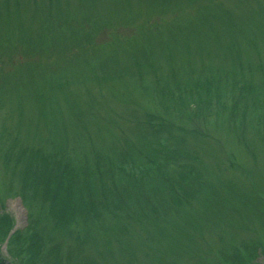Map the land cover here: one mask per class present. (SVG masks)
Returning a JSON list of instances; mask_svg holds the SVG:
<instances>
[{"label":"trees","instance_id":"obj_1","mask_svg":"<svg viewBox=\"0 0 264 264\" xmlns=\"http://www.w3.org/2000/svg\"><path fill=\"white\" fill-rule=\"evenodd\" d=\"M3 1H0L3 4L0 14L20 12L16 0ZM169 1L194 5L198 11L191 20H196L189 25L199 21L212 37L194 38L196 27L192 26L191 32L178 27L174 35L178 37L166 42L157 27L148 29L157 33L156 37L142 32L134 36L143 41L142 46H134L133 52L129 48L126 60L132 62L133 72L128 68L121 72L116 66L103 74L111 78L119 74L129 75L133 80L142 78L140 89L150 98L147 101L157 100L152 104L154 108L159 104L161 113L173 118L174 123L146 111L142 125L133 126L141 134L130 144L124 138L125 123L130 120L118 124V116L113 115V124L104 133L108 127L102 125L100 108L97 115L93 103L85 105L84 110H70L71 106L65 104L67 121L61 116H51L52 143L49 137L36 138L39 148L33 156H28L34 148L29 146L21 147L14 161L11 156L7 158L8 164L14 162L15 168L24 167L18 173V181L25 192L21 199L28 212L27 225L13 232L9 216L0 217V243L8 240L7 251L14 264H118L114 254L127 257L129 264H138L139 259L142 264H260L258 258H264V179L255 181L253 169L242 164L243 156L251 150L246 141L249 130L258 126L259 133L264 134L260 128L264 126V48L259 43V38L264 36L261 26L264 8L254 19L237 26L230 16L220 17V4L217 6L215 0ZM60 2L30 0L39 13L42 9L50 13ZM84 2L86 8L97 9L99 0ZM209 19L214 22H208ZM43 29L40 26L37 30ZM33 33L36 43L44 48L47 33ZM181 36L188 38L187 43ZM132 39L124 41L131 44ZM219 39L227 43L221 45ZM79 44L81 53L93 47L87 40ZM164 48L165 53H154ZM67 50L66 47L67 58L72 57ZM141 54L150 59H139ZM204 59L206 64L210 61L205 75L197 66ZM114 63L117 62H111ZM163 64L173 68L177 64L181 75L164 71ZM102 68L94 67L90 73L95 81L96 70ZM32 71L29 83L39 81L35 84L39 89L34 92L38 100L44 96L53 103L58 95H64L63 84H72L68 76L61 83L44 76L35 81ZM42 78L45 83L41 82ZM28 85L26 90L30 92L32 87ZM63 98L67 101V96ZM211 101L225 102L216 116L225 118V133L239 145L235 152L228 150L226 159L229 169L242 177L237 187L211 174L206 169L207 154L203 148L189 145L193 138L208 136L199 131L204 121L190 105L205 108ZM230 102L232 105L228 107ZM227 110L235 122L227 119ZM45 122L43 118L42 125ZM97 126L102 129H95ZM218 133L222 132L214 130L211 135L219 140ZM189 159L194 161L193 165H189ZM108 179L113 183L112 188L105 184ZM58 188L68 189L69 194ZM56 192L59 197L55 201L50 197ZM118 203H122L121 207ZM221 224L226 226L223 233L224 228L218 229ZM212 230L218 232L220 248L205 243L202 251L200 243ZM165 241L169 253L162 254L158 247ZM60 242L67 245L65 258L60 254ZM110 242L118 243L119 251L114 252ZM0 264H3L1 258Z\"/></svg>","mask_w":264,"mask_h":264},{"label":"rangeland","instance_id":"obj_2","mask_svg":"<svg viewBox=\"0 0 264 264\" xmlns=\"http://www.w3.org/2000/svg\"><path fill=\"white\" fill-rule=\"evenodd\" d=\"M0 1L2 2L3 0ZM11 1L14 2V0ZM60 1L58 6H53L50 13L48 11L45 12V9H42V12L39 13L34 5L30 3V0H16L17 8L20 9L19 13L11 11L10 14H0V217L9 216L12 221L11 232L23 229L27 225L28 212L21 199L25 192L22 191V185L18 181V173H22L24 167L15 168L14 162L8 164L7 158L9 156L14 161L16 152L21 147L24 149L29 146L34 148L29 151L28 156H33L34 152H36L34 150L39 148L36 138L49 137V122L53 121L50 120L51 116H61L67 121L66 110L64 109L65 104L66 107L71 106L70 110H84L85 105H91L92 103L94 107L96 105L95 112L100 115L98 110L100 108L102 125L108 127L104 133L108 132L113 124V115L118 116L116 119L118 124H122L124 120H130L131 124L125 123L126 130L124 132V138L130 144L134 143L136 137L141 134L133 126L135 124L142 125L143 120L146 118V111L151 112V114L165 116L168 120L167 122H172L173 124L174 119L169 118L165 113H161L162 109L159 104L154 108L153 105L157 103V100L156 103L152 100L151 103L148 102L150 98L145 96L140 89L142 88V78L135 77L133 80L131 76H123L122 74L113 75L114 78H111L105 77L103 73L105 71L108 73L107 69L115 70L113 68L116 66L121 68V72H123L124 68H128V70L133 72L132 62L126 60L129 48L133 52L134 46L138 48L142 46L143 41L140 38L134 39V36L142 32L149 34L151 31L148 29L152 30L157 27L161 32L160 37L165 39L166 42L178 37L174 36L178 27L188 32H191L192 26L196 27V30L200 32H194L192 36L194 38L199 36H201V39L206 36L212 37L209 30H203V25L201 26L199 21L189 25V22L196 20H191V18L196 15L195 12L198 9L194 10V5L187 4L186 1L176 3L169 0H128L129 2L122 0V4L119 6L121 0H99L97 9L93 7L86 8L84 0ZM1 2L0 11L3 10ZM214 3L217 6L220 4V17L230 16L237 26L247 20L254 19L258 13L262 12L261 9L264 8V0H215ZM10 5H12L11 2ZM83 13H86V16H81ZM95 13L97 17H95ZM208 22L214 21L209 19ZM40 26L44 29L37 30ZM261 26L264 27V25ZM111 29H114V34L111 33ZM35 30L43 34L47 33L44 38L45 50L39 42L36 43L37 39L33 33L36 32ZM252 30L254 31V28ZM150 34L153 38L157 35V33ZM249 35L247 36L249 37ZM37 37L39 36L37 35ZM131 37H133L130 40L131 44L134 42L132 47H130L129 41H124ZM181 37L187 43L188 38ZM83 40L90 42L93 47L85 49L84 53H81L79 43ZM219 43L225 45L227 41L219 39ZM259 43L264 48V36L259 38ZM66 47L68 48L66 52H70L72 55L70 58H67V53L65 55L64 49ZM77 50L79 55H77ZM166 51L165 48L162 51L156 49L154 53H165ZM109 59L111 62L115 61L117 63L111 64V62H108ZM139 59L145 61L150 59V57L146 58L141 54ZM67 60L74 64L66 66L65 62H68ZM126 62L128 65H126ZM212 62L216 61L212 59ZM24 64L29 65L27 68H22L21 66H24ZM209 64L210 61L206 64V59H204L197 65L203 75L209 71V68L206 67ZM88 65L90 68L92 67L91 70ZM99 66L103 68L102 70H96L95 77L98 78L95 81L90 73L94 70V67ZM162 67L164 71L168 69L169 72L175 71L177 75H181L177 64L174 68L168 64H163ZM31 70H33L32 77L35 81H38L40 76H44L61 83L68 76L72 84H63L64 95H58L56 97L57 100L53 103L44 96L38 100L37 94H34V92L39 89L35 85L39 81L33 85L29 83ZM54 71L58 72L52 77L51 75ZM43 81L44 78L41 79V82ZM27 85L32 87V91L28 92L26 90ZM25 95H27V100L25 99V102L22 103ZM64 96H67V101L63 98ZM155 97L159 98L158 95ZM193 105L191 104L190 107L204 121L201 124V128L198 129L203 134H208V136L193 138L192 141H189V145H200L203 148L207 154L205 156L206 169L211 174L216 175L223 182L234 183L235 185H233L237 187V184L243 181L242 177L229 169L226 159L229 156L227 154L228 150L229 152H235L239 145L235 143L234 138H230L225 133L227 130L225 118L216 116L218 108H223L225 102L217 103V101H211L210 105L205 106V108L202 105ZM231 105L232 103L230 102L228 107ZM227 111V119L232 118L231 121L235 122V117L231 116V111ZM43 118L46 119V122L42 125ZM166 124L169 125L170 123ZM98 127L102 129V126H97L95 129ZM260 128L264 129V126ZM214 130L215 132H222L217 134L219 140H217L216 136L211 135L214 134ZM259 130L257 126L255 130L251 129L247 133L246 141L251 150L249 155L245 154L242 158V164L247 169H253L255 181L257 182L258 179H264V134H260ZM69 134L66 133L65 135L70 136ZM50 139L51 136L49 137ZM215 140H217V143H215ZM64 143L66 142L64 141ZM70 147L68 144V148ZM187 148L190 149L192 147ZM223 149L225 150L224 152ZM39 152L45 154L41 151ZM202 160L204 162V159ZM187 161L189 165L194 164L193 160L189 159ZM215 179L217 180V178ZM105 184L112 188L111 185L113 183L109 179ZM58 189L59 191L64 190L69 194L68 189ZM57 193L50 198L56 201L59 197ZM64 202L65 200H62V203ZM121 205L122 203H118L117 206L121 207ZM177 223L179 224V222ZM225 225L221 224L218 227L220 231L224 228L222 233L226 230ZM235 237L237 239V233ZM7 241L6 239L0 243V258L3 264H14L12 256L7 251ZM166 243V241L165 243L162 242L161 246L159 245L158 247L162 254L167 251ZM205 243L211 248L214 246L215 249L220 248L221 241L218 232L212 230L211 233L204 236L203 241L200 243L203 248L202 251L205 248ZM59 244L61 257L64 255L62 258H65L68 253L65 250L67 245H63L61 242ZM110 247L114 248V252H117L120 245L110 242ZM166 253L169 252L167 251ZM114 255L118 264H129L127 257L118 254ZM138 258H141V256ZM257 261L260 264H264V258L261 256ZM138 262V264H142L140 259Z\"/></svg>","mask_w":264,"mask_h":264}]
</instances>
